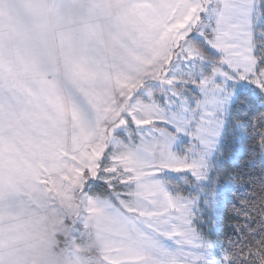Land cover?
Listing matches in <instances>:
<instances>
[{
  "label": "snow or ice",
  "instance_id": "obj_1",
  "mask_svg": "<svg viewBox=\"0 0 264 264\" xmlns=\"http://www.w3.org/2000/svg\"><path fill=\"white\" fill-rule=\"evenodd\" d=\"M0 264H264V0H0Z\"/></svg>",
  "mask_w": 264,
  "mask_h": 264
}]
</instances>
